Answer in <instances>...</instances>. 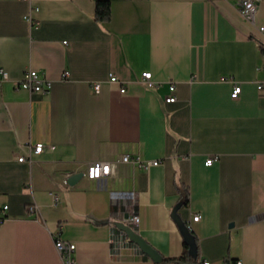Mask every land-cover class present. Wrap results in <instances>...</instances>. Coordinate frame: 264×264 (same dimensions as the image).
<instances>
[{
  "label": "crops",
  "instance_id": "1",
  "mask_svg": "<svg viewBox=\"0 0 264 264\" xmlns=\"http://www.w3.org/2000/svg\"><path fill=\"white\" fill-rule=\"evenodd\" d=\"M97 1L0 0V264H65L57 231L79 264H264V0L255 24L239 0H110L106 21ZM29 69L48 92L16 85ZM135 213L156 259L117 228Z\"/></svg>",
  "mask_w": 264,
  "mask_h": 264
},
{
  "label": "built area",
  "instance_id": "2",
  "mask_svg": "<svg viewBox=\"0 0 264 264\" xmlns=\"http://www.w3.org/2000/svg\"><path fill=\"white\" fill-rule=\"evenodd\" d=\"M237 4H238L239 9L241 10L242 15L248 21L255 24L256 14L259 10L260 2L257 0H239L237 2ZM29 18L31 19L30 16H29ZM258 28H259L260 33L263 36L262 39H259V45L264 50V25H260ZM65 42H67V41H65ZM261 69L264 70V63L262 64ZM3 76H4V79L7 78V74L4 71H3ZM143 78L145 81L151 83L152 82L151 81L152 72L150 70L144 72ZM110 80H111V82L120 83L121 84V91L122 92L126 91L127 85L117 75L112 74ZM0 84H1V81H0ZM16 85L20 88L27 89L31 92H34V91L48 92L51 88L52 80L43 77L37 70L29 69L27 71L25 77L18 80L16 82ZM93 86L97 92L100 91V83L99 82H95L93 84ZM257 87H258L259 91L264 93V78L262 80L258 81ZM175 88H176L175 84L172 83L170 85L171 94L166 97V100L168 102H173L177 99V96L174 94ZM241 91H242L241 84L235 83L234 88L232 90V96L234 98L239 97ZM49 148L53 150V149H55V145H49ZM45 149H46V144H44L43 142H38V143L33 144V145L30 144L29 145V153L26 155H24V154L19 155V160H21V161L31 160L32 161L34 153H41ZM128 159H129L128 155L123 156L124 161H126ZM215 160H216L215 156H209L206 160V163L208 165H210ZM152 163L158 164L159 160H154ZM111 170H112V166H111L110 161L99 160V161L92 163L89 166L87 174L91 178H100L103 176H108L111 173ZM66 175L70 176L71 174L68 173ZM54 196H55V200L58 201L59 195L57 193H55ZM9 208H10L9 203L5 202L0 196V229L2 227L3 222L6 220V218L8 216ZM27 209L29 210V212L34 213L36 211V209H38V208L34 204H29L27 206ZM200 217H201V214H199V213L195 214L193 216V221L199 220ZM262 219L264 220V212L262 214ZM128 221L133 226H136L140 222V216L135 213L128 218ZM189 226L192 227V223H190ZM54 237H55L56 248L59 250L65 264H79L77 261V257H76V249H77L76 242L63 239L59 235L58 231L54 233ZM204 264H211V262L209 260H204ZM237 264H243L242 259H238Z\"/></svg>",
  "mask_w": 264,
  "mask_h": 264
},
{
  "label": "trees",
  "instance_id": "3",
  "mask_svg": "<svg viewBox=\"0 0 264 264\" xmlns=\"http://www.w3.org/2000/svg\"><path fill=\"white\" fill-rule=\"evenodd\" d=\"M111 2L110 0H98L96 3V10H95V17L99 21H106L111 18ZM196 255L192 254L190 250L185 249L184 252L177 257H159L155 260L154 264H161L164 262H188V261H195Z\"/></svg>",
  "mask_w": 264,
  "mask_h": 264
},
{
  "label": "water",
  "instance_id": "4",
  "mask_svg": "<svg viewBox=\"0 0 264 264\" xmlns=\"http://www.w3.org/2000/svg\"><path fill=\"white\" fill-rule=\"evenodd\" d=\"M82 173H75L70 178L69 181L71 183L76 182L79 178L82 177ZM130 215L126 214V219L121 220L117 222V228L125 231V233L128 235L130 240L135 243L143 252L150 255L153 259H156L157 256L152 248V246L139 234L135 226H133L127 218H129Z\"/></svg>",
  "mask_w": 264,
  "mask_h": 264
}]
</instances>
